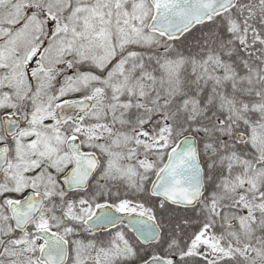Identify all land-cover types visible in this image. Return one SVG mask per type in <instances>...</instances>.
<instances>
[{"label": "snow or ice", "instance_id": "6c2138e0", "mask_svg": "<svg viewBox=\"0 0 264 264\" xmlns=\"http://www.w3.org/2000/svg\"><path fill=\"white\" fill-rule=\"evenodd\" d=\"M0 264H264V0H0Z\"/></svg>", "mask_w": 264, "mask_h": 264}]
</instances>
